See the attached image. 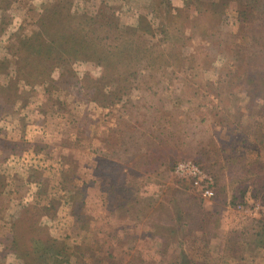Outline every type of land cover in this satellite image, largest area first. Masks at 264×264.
Returning a JSON list of instances; mask_svg holds the SVG:
<instances>
[{
	"label": "rangeland",
	"instance_id": "rangeland-1",
	"mask_svg": "<svg viewBox=\"0 0 264 264\" xmlns=\"http://www.w3.org/2000/svg\"><path fill=\"white\" fill-rule=\"evenodd\" d=\"M198 1L0 0V264H264V0Z\"/></svg>",
	"mask_w": 264,
	"mask_h": 264
},
{
	"label": "trees",
	"instance_id": "trees-1",
	"mask_svg": "<svg viewBox=\"0 0 264 264\" xmlns=\"http://www.w3.org/2000/svg\"><path fill=\"white\" fill-rule=\"evenodd\" d=\"M158 2L160 3L159 4V6H164V5H166V3H168L167 2V0H158ZM197 3L198 4H200V6H198L197 7V5H196V11L197 12H199V11H201L202 10V8L203 7H205V11H207V12H205L204 10L203 11H201L199 14L201 15V16H204V17H218V16H222V14H223V12H225L224 11V9H223V7H219L220 5H218L217 4V1H210V2H208L207 4H203V2L201 1V3L197 0ZM227 5V3H224V5L222 4V6H226ZM168 8V7H167ZM223 9V10H222ZM167 10V9H166ZM169 12L170 11H165L164 10V16H165V18L167 19V18H170L171 16H169ZM180 12H181V10H180ZM171 14L172 15H174L173 13H172V11H171ZM240 15H241V17L243 18V16H245L246 15V11L245 10H242L241 12H240ZM194 17L192 16V18H189V22H191V23H193V21H194ZM143 21V20H142ZM205 27L204 26H202L201 27V30H202V32L203 33H205L206 34V32H207V30L205 31ZM76 32H68V33H58L59 35L58 36H54V35H49V33L47 34V37L48 36H50V39L48 40V42L49 43H51L52 44V47H51V45H49V47L47 46L46 47V51H49V53H51V55L53 56L52 58H54V56L56 55L55 54V51H58V52H64V54L66 55V56H62V59L61 60H65V59H67L68 58V56H67V53L69 54V52H70V54H73L74 55V57L75 56H77L76 54H78V52H81V48L78 50L77 49V46H72V41H73V39L75 38V36H77L76 34H75ZM78 39V37L77 38H75V40H77ZM24 43H20V47H19V49L20 50H23V51H25V52H27V49H28V45H29V42H30V39H28L27 41H23ZM75 44H76V42H75ZM43 45V43H39L38 44V46H39V49H40V46H42ZM66 45V47H67V49L66 50H64L63 49V46H65ZM35 45H32V48L34 47ZM37 46V47H38ZM131 48H128V49H126L125 51H128V50H130ZM33 50V49H32ZM78 50V51H77ZM31 51V50H30ZM77 51V52H76ZM74 52V53H73ZM28 53H30V54H33L32 52H28ZM41 54V53H40ZM82 55V54H81ZM128 54H123V55H118V58H119V60H120V58H122V57H124V56H127ZM41 56H44V57H46L45 56V54H41ZM34 58H37V57H33V59ZM48 58H50V57H48ZM35 60V59H34ZM114 64H117V63H114ZM113 64V65H114ZM187 182H189L188 180H187ZM190 183V182H189ZM191 184V183H190ZM30 240L32 241V243H33V247L31 248V249H27V250H24V256L26 255V256H32V257H34V258H36V255H37V253H41L40 255L42 256V254H44V255H46V254H50L49 255V259L54 263V264H62V262L64 263V261L63 260H65V259H58V257H59V255L60 254H62V248H61V245L60 244H58L56 241H50V240H48V239H41V238H34V237H31L30 238ZM26 253V254H25ZM62 256V255H61ZM47 257V256H46ZM61 260V261H60ZM192 260L191 259H188V261L187 262H189V263H192L191 262ZM182 263L184 262L183 260L181 261ZM76 264H83V262L82 261H79L78 263H76Z\"/></svg>",
	"mask_w": 264,
	"mask_h": 264
},
{
	"label": "built area",
	"instance_id": "built-area-1",
	"mask_svg": "<svg viewBox=\"0 0 264 264\" xmlns=\"http://www.w3.org/2000/svg\"><path fill=\"white\" fill-rule=\"evenodd\" d=\"M175 172L198 188L203 196L211 194L213 180L198 164L192 161L180 162L175 166Z\"/></svg>",
	"mask_w": 264,
	"mask_h": 264
}]
</instances>
